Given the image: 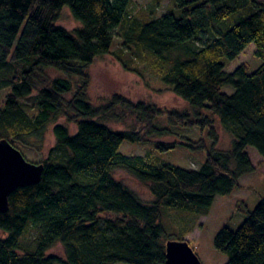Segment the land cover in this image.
Returning a JSON list of instances; mask_svg holds the SVG:
<instances>
[{
	"label": "trees",
	"instance_id": "obj_1",
	"mask_svg": "<svg viewBox=\"0 0 264 264\" xmlns=\"http://www.w3.org/2000/svg\"><path fill=\"white\" fill-rule=\"evenodd\" d=\"M131 3L0 0V90L10 89L0 107V141L38 151L51 125L55 137L40 162V182L15 190L9 210L0 211V264H167L164 208L208 214L217 196L239 189L240 178L253 171L248 147L264 157V0H173L159 17L132 13ZM66 6L82 23L75 32L58 24ZM117 29L122 43L113 50ZM252 43L262 64L228 72L224 60ZM107 54L143 79L163 80L192 111L122 94L95 106L90 67ZM118 107L140 126L111 128L106 120ZM165 118L177 128L209 130L211 149L203 139L184 138L186 146L207 152L200 169L121 153L125 141L173 134ZM216 119L234 137L229 149L215 147ZM116 168L150 183L155 199H141L114 176ZM30 230L35 245L26 249ZM57 243L64 257L48 253ZM215 247L227 254L226 264H264V197L254 209L246 206L237 230L226 226L216 234Z\"/></svg>",
	"mask_w": 264,
	"mask_h": 264
},
{
	"label": "rangeland",
	"instance_id": "obj_2",
	"mask_svg": "<svg viewBox=\"0 0 264 264\" xmlns=\"http://www.w3.org/2000/svg\"><path fill=\"white\" fill-rule=\"evenodd\" d=\"M172 6L173 0H132L130 11L132 13H153L155 17H159L169 11ZM58 24L71 32H75L82 26V23L73 16L69 6L64 7L61 11ZM114 37L113 50H116L122 43L120 30L114 31ZM224 62L226 70L232 72L242 64H246L249 70L253 71L263 61L256 54V45L252 43L236 59H225ZM51 74L54 77L60 75L56 71H52ZM90 75L89 96L95 106L108 102L115 94H122L134 102L144 101L162 108L192 111L183 98L166 89L168 85L163 80L155 76L143 79L135 72L126 70L113 54L99 56L90 67ZM224 91L231 94L234 92V88L225 86ZM9 92L10 89L0 90V107H3L4 98ZM216 120L215 128L219 139L215 147L218 150L229 149L234 137L224 129L218 119ZM59 122L68 123L64 117L60 118ZM106 123L115 131H124L140 126L136 115L128 113L122 107H118L116 114L107 119ZM164 124L171 128L173 134L151 136V142L147 143L125 141L120 148L121 153L128 156H147L153 161H166L186 169H200L206 160L207 152L186 146L184 138L203 139L211 149L214 146V140L209 130L177 128L172 126L166 118ZM68 125L71 129L75 128L73 124ZM51 128L52 125L46 133V141L40 150L19 145L29 161L40 163L48 150L54 146L55 137ZM163 142H175L176 145L173 148L163 149L161 147ZM247 151L253 162V171L240 178L239 189L229 195L217 196L208 214L198 215L186 210L164 208L162 223L170 240H187L203 264L227 263V254L215 247L216 234L226 226L237 230L246 218V206L249 209H254L264 197V157L253 147H248ZM113 173L118 180L135 191L144 201L151 203L155 199L150 183L139 180L124 168H116ZM36 234L34 230L28 232L24 243L26 249L35 245ZM48 253L65 256V250L61 243H57Z\"/></svg>",
	"mask_w": 264,
	"mask_h": 264
},
{
	"label": "water",
	"instance_id": "obj_3",
	"mask_svg": "<svg viewBox=\"0 0 264 264\" xmlns=\"http://www.w3.org/2000/svg\"><path fill=\"white\" fill-rule=\"evenodd\" d=\"M43 163L29 161L21 150L7 139L0 141V211L9 210V197L20 187L39 183ZM167 264H203L187 240L167 242Z\"/></svg>",
	"mask_w": 264,
	"mask_h": 264
}]
</instances>
